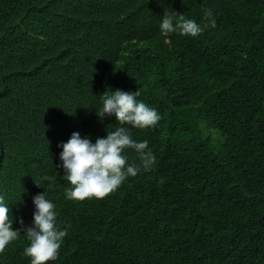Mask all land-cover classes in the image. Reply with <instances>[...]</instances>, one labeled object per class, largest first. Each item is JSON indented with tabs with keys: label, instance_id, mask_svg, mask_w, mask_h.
Wrapping results in <instances>:
<instances>
[{
	"label": "trees",
	"instance_id": "trees-1",
	"mask_svg": "<svg viewBox=\"0 0 264 264\" xmlns=\"http://www.w3.org/2000/svg\"><path fill=\"white\" fill-rule=\"evenodd\" d=\"M124 3L127 10L168 8L201 25L212 9L216 27L196 37L177 30L166 43L158 18L131 19ZM141 22L155 36L143 37ZM156 39L158 55L136 51L134 43ZM72 47L90 53L94 82L80 96L59 86L48 92L35 67ZM55 77L73 82L69 73ZM113 81L139 90L137 101L162 117L155 128L126 126L135 141L149 142L156 162L104 199L69 200L56 150L61 154L74 127L95 133V143L121 126L114 115H97ZM0 90L5 203L62 182L47 196L67 235L47 264H264V0H0ZM124 154L139 163L134 149ZM9 215L17 218L14 229L18 218L33 223L14 203ZM28 245L21 233L0 264H31Z\"/></svg>",
	"mask_w": 264,
	"mask_h": 264
},
{
	"label": "clouds",
	"instance_id": "clouds-1",
	"mask_svg": "<svg viewBox=\"0 0 264 264\" xmlns=\"http://www.w3.org/2000/svg\"><path fill=\"white\" fill-rule=\"evenodd\" d=\"M165 1L176 4L183 0ZM121 10L126 12L125 3L122 4ZM170 12L168 8L146 5L128 9L126 13L131 19L137 16L140 20L158 18L160 32L165 37L166 43L170 41L171 33L177 30L181 35L196 37L206 28L216 27L212 9L204 11L203 19L206 23L203 25L198 24L194 19H186L184 15L177 18L175 14L170 15ZM142 26L148 30L142 33L143 37L155 36L152 27L144 23ZM159 44L157 39L148 43L143 40L139 46L134 43L136 51L144 52L146 55H158ZM89 58L90 53L83 47L53 52L40 60L33 74L38 85H44L48 92H51L54 86H59L63 88L65 95L80 96L87 86L94 82L87 75ZM66 73L71 74L73 78V82L69 85L63 84L55 77V74ZM121 85L114 81L113 85H108L109 90L102 94V101L97 110L101 121L106 116L114 115L121 126L115 131H108L106 137L97 138L95 143L89 138L95 133L74 127L64 135L67 142L62 143L61 154L56 150L62 161L57 167L64 169L63 177L71 185L70 188L65 189V195L69 200L104 199L116 191L128 177H135L142 170H151L156 162L155 155L149 149V142L135 141L126 126L130 125L138 129L155 128L162 117L156 109L149 107L143 101H137L139 90L124 91L119 89ZM3 100L4 95L0 90V101ZM126 149L135 150L139 157L138 164L128 163L129 158L124 154ZM42 179L48 181L54 180L55 177L44 176ZM37 185L42 186L40 183ZM61 187L62 182L49 183L40 190L33 191L25 201L12 199L5 203L4 197L0 195V253H4L7 245L24 233L29 241V245L24 249V255L31 258V264H47L48 261L58 259L63 239L67 235V228L60 230L57 227L56 205L47 193L55 192ZM12 203L21 209V213L28 211L29 215L33 214L32 225L25 226L23 218H18L21 227L13 228L14 220L17 218L13 215L14 218H10Z\"/></svg>",
	"mask_w": 264,
	"mask_h": 264
},
{
	"label": "bare ground",
	"instance_id": "bare-ground-1",
	"mask_svg": "<svg viewBox=\"0 0 264 264\" xmlns=\"http://www.w3.org/2000/svg\"><path fill=\"white\" fill-rule=\"evenodd\" d=\"M13 64H15V63H13ZM92 72H93V70H92ZM93 74H94V73H93ZM65 76H66V75H65ZM59 79H62V78H59ZM59 79H58V80H59ZM68 79L70 80V78H68ZM63 80H66V79H63ZM66 82H68V81H66ZM69 83H70V82H69ZM64 84H66V83H64ZM60 91H61V90H60ZM58 92H59V91H58ZM63 92H64V91H63ZM53 93H54V94H57L56 92H53ZM58 95H59V94H58ZM58 95H57V96H58ZM53 96H54V95H53ZM60 96H61V94H60ZM62 96H63V95H62ZM62 96H61V97H62ZM67 96H68V95H67ZM29 97H30V96H29ZM53 98H54V97H53ZM62 98H63V97H62ZM31 99H32V98H31ZM57 100H58V99H57ZM59 100H60V98H59ZM34 102H35V101H34ZM36 103H37V102H36ZM41 104H43V103H41ZM47 106H48V105H47ZM45 107H46V106H45ZM36 138H37V136H36ZM34 141H35V140H34ZM37 142H38V141H37Z\"/></svg>",
	"mask_w": 264,
	"mask_h": 264
},
{
	"label": "rangeland",
	"instance_id": "rangeland-1",
	"mask_svg": "<svg viewBox=\"0 0 264 264\" xmlns=\"http://www.w3.org/2000/svg\"><path fill=\"white\" fill-rule=\"evenodd\" d=\"M210 133L212 134V136H213L214 138H216V139H218V138H219L218 134H217V133H215L214 131H211Z\"/></svg>",
	"mask_w": 264,
	"mask_h": 264
}]
</instances>
